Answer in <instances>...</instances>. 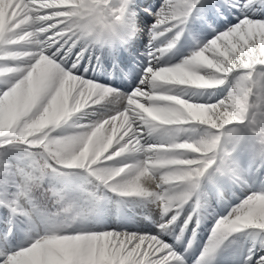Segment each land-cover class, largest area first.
<instances>
[{
	"label": "snow or ice",
	"instance_id": "6c2138e0",
	"mask_svg": "<svg viewBox=\"0 0 264 264\" xmlns=\"http://www.w3.org/2000/svg\"><path fill=\"white\" fill-rule=\"evenodd\" d=\"M0 264H264V0H0Z\"/></svg>",
	"mask_w": 264,
	"mask_h": 264
}]
</instances>
